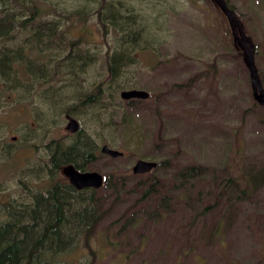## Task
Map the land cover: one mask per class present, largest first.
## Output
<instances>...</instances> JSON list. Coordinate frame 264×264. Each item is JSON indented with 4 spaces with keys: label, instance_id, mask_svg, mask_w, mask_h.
<instances>
[{
    "label": "rangeland",
    "instance_id": "1",
    "mask_svg": "<svg viewBox=\"0 0 264 264\" xmlns=\"http://www.w3.org/2000/svg\"><path fill=\"white\" fill-rule=\"evenodd\" d=\"M53 1L65 9L87 5L90 11L100 2ZM119 2L143 19L146 35L137 63L117 79L105 66L106 54L118 43L117 32L109 29L104 35L96 14L62 30L68 40L90 46L98 61L85 68V86L76 85L80 78L60 77L54 86H65L53 103L58 99V104L73 105L89 85L103 81L100 104L69 115L37 94L29 101L16 95L2 98L0 223L12 207L30 203L34 192L66 186L61 170L51 181L26 173L46 163L49 142L68 147L82 138L96 148V160L86 171L104 178L91 200L95 224L82 234L66 232L71 238L60 254L48 255L52 263L264 264V106L253 99L226 18L209 0H113V5ZM227 2L251 39L264 87V0ZM126 90H143L149 97L128 105L119 96ZM69 119L78 122L80 135L67 131ZM49 122L53 124L47 127ZM103 145L123 156L101 154ZM138 160L158 166L134 175ZM186 167L202 173L178 176ZM154 179L162 187L139 201ZM71 196L78 198L73 191ZM89 196L86 192L82 199ZM73 237L76 241L69 245Z\"/></svg>",
    "mask_w": 264,
    "mask_h": 264
},
{
    "label": "trees",
    "instance_id": "2",
    "mask_svg": "<svg viewBox=\"0 0 264 264\" xmlns=\"http://www.w3.org/2000/svg\"><path fill=\"white\" fill-rule=\"evenodd\" d=\"M120 3L115 6L113 0H100L98 7L90 11L87 5L81 4L68 8L71 10L64 6L60 8L61 3L53 0H0V105L5 95H16L21 101H29L37 94L44 103L49 100V106L60 113L79 115L100 104L105 95L103 81L89 85L92 88L79 94L73 105L58 104V99L53 103V98L61 97L65 86H54L60 77L65 75L67 81L70 76L77 78L76 81L80 78L76 85L85 86V68L98 61V54L90 46L85 47L80 40H68L62 30L96 14L104 35L109 29L117 32L118 43L105 59L110 77L117 79L123 69L137 63L136 52L138 48L143 49L139 46L141 42L145 43L146 35L143 19ZM77 18L84 20H75ZM63 52L66 54L61 55ZM77 72L82 76H77ZM86 82L89 84L88 80ZM137 101L126 103L130 105ZM40 115L42 119L45 116L44 113ZM51 124L53 122L47 127ZM77 133L80 135L81 130ZM83 141L79 138L68 147L58 141L49 142L45 145L48 151L46 163L31 166L26 177L43 181L45 175L51 181L67 164L86 171L96 160V148ZM201 173V168L186 167L178 176L188 179ZM139 185L143 183L139 182ZM159 187H162L160 182L154 179L139 201L155 195ZM71 191L76 192L78 198L72 197ZM86 192H90L87 200L82 199ZM94 194L93 189L78 192L56 184L44 193L34 192L30 203L9 206L7 209H13L8 213V219L0 223V264H54L48 255L54 258L60 254L65 241L71 238L65 236L66 232L73 229L82 234L92 230L95 224L91 203ZM74 241L73 237L69 245Z\"/></svg>",
    "mask_w": 264,
    "mask_h": 264
},
{
    "label": "water",
    "instance_id": "3",
    "mask_svg": "<svg viewBox=\"0 0 264 264\" xmlns=\"http://www.w3.org/2000/svg\"><path fill=\"white\" fill-rule=\"evenodd\" d=\"M226 18L229 25L233 41L237 48L242 52L243 60L249 73L252 96L259 106H264V87L262 85L256 64L255 50L251 39L245 34L243 25L236 13L229 9L225 0H210ZM120 98L124 101L129 100H146L149 93L143 90H126L120 92ZM66 129L70 133H77L80 129L75 119H69ZM15 140V138H13ZM101 154L110 158H120L123 153L111 149L107 145L100 148ZM158 163L153 161L138 160L132 167L134 175H144L156 169ZM62 175L67 178L68 182L78 191L83 189H100L104 183L103 176L95 171L80 172L73 165L64 166L61 170Z\"/></svg>",
    "mask_w": 264,
    "mask_h": 264
},
{
    "label": "flooded vegetation",
    "instance_id": "4",
    "mask_svg": "<svg viewBox=\"0 0 264 264\" xmlns=\"http://www.w3.org/2000/svg\"><path fill=\"white\" fill-rule=\"evenodd\" d=\"M67 165H72V164H67ZM67 165H64V166H67ZM64 166H62L61 168H60V170H62V168L64 167ZM76 169V168H75ZM79 171V170H78ZM80 172H84V171H80ZM61 174H62V172H61ZM64 177V176H63ZM65 178V177H64ZM66 179V182H67V184H65L68 188L70 187V188H72L73 190H75V191H78V190H76L69 182H68V180H67V178H65ZM83 190H86V189H83ZM89 190V189H88ZM82 191V190H81ZM79 192V191H78Z\"/></svg>",
    "mask_w": 264,
    "mask_h": 264
},
{
    "label": "bare ground",
    "instance_id": "5",
    "mask_svg": "<svg viewBox=\"0 0 264 264\" xmlns=\"http://www.w3.org/2000/svg\"><path fill=\"white\" fill-rule=\"evenodd\" d=\"M106 182V181H105Z\"/></svg>",
    "mask_w": 264,
    "mask_h": 264
}]
</instances>
